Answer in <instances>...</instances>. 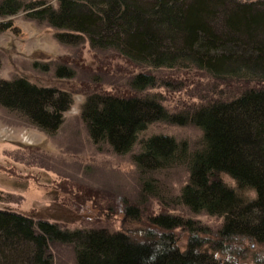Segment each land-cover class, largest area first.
<instances>
[{
	"label": "trees",
	"instance_id": "obj_1",
	"mask_svg": "<svg viewBox=\"0 0 264 264\" xmlns=\"http://www.w3.org/2000/svg\"><path fill=\"white\" fill-rule=\"evenodd\" d=\"M47 2L0 0V33L11 28L7 18L27 12L54 28L60 43H84L128 65L125 91H97L92 81L80 118L97 148L129 155L139 203L120 198L115 232L61 228L57 219L69 208L61 210L56 195V210L45 209L50 220L35 217L40 207L27 213L0 204V264H53L52 242L71 245L75 264H239L242 246L263 259L264 0ZM164 72L179 76L175 84L162 80ZM74 74L64 65L55 70L57 79ZM188 85L197 86L190 97L182 91ZM71 97L24 75L0 78V107L45 132L60 124ZM157 123L199 136L190 143L147 134ZM177 168L186 180L170 195L158 177ZM150 200L160 210L144 214L138 205ZM202 215L219 226L203 225Z\"/></svg>",
	"mask_w": 264,
	"mask_h": 264
},
{
	"label": "rangeland",
	"instance_id": "obj_2",
	"mask_svg": "<svg viewBox=\"0 0 264 264\" xmlns=\"http://www.w3.org/2000/svg\"><path fill=\"white\" fill-rule=\"evenodd\" d=\"M46 1L48 4L53 2ZM27 15V12H20L7 18L12 23L11 28L0 33V78L10 80L24 75L40 86L68 89L72 97L61 113L60 124L48 132L30 124L18 113L0 107V204L28 213L38 207L45 210L49 203L53 207L56 195L57 206L61 210L63 205L69 208V211L61 212L63 216L56 212V218L63 217L57 219L61 228L118 231L123 220L119 212L120 198L132 204L139 203L135 166L129 155H118L107 146L97 148L93 144L80 118V110L86 95L94 87L93 80L98 84L97 91L119 93L127 89L132 71L111 52L92 51L84 43H60L54 28ZM58 65L71 68L74 78L57 79ZM161 78L175 84L174 79L179 76L164 72ZM195 88L197 86L190 89L188 85L183 88V94L190 97L196 93ZM158 90L165 92L163 88ZM168 108L174 110L172 106ZM157 133L186 139L190 143L199 136L192 127L163 123L153 124L147 131V134ZM158 178L162 190L175 195L185 182L186 173L177 168ZM52 190L56 192L53 194ZM138 206L144 214L160 210L157 201L153 200ZM46 215H49L46 210L35 213V217L50 220ZM199 219L213 229L220 224L217 218L202 215ZM241 250L239 264H264L261 253L259 259V255L249 253L245 246ZM49 252L53 264H75L69 244L52 242ZM253 256L260 262L256 263Z\"/></svg>",
	"mask_w": 264,
	"mask_h": 264
}]
</instances>
